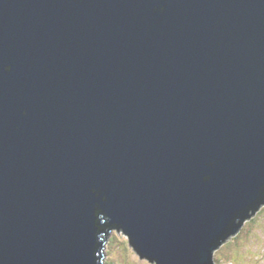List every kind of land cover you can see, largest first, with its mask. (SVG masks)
Returning a JSON list of instances; mask_svg holds the SVG:
<instances>
[{"label":"water","instance_id":"water-1","mask_svg":"<svg viewBox=\"0 0 264 264\" xmlns=\"http://www.w3.org/2000/svg\"><path fill=\"white\" fill-rule=\"evenodd\" d=\"M262 203L264 0H0V264H212Z\"/></svg>","mask_w":264,"mask_h":264},{"label":"rangeland","instance_id":"rangeland-1","mask_svg":"<svg viewBox=\"0 0 264 264\" xmlns=\"http://www.w3.org/2000/svg\"><path fill=\"white\" fill-rule=\"evenodd\" d=\"M258 209L243 221L236 234L220 244L218 252L213 251L217 264H264V203ZM104 252L103 264H156L141 257L129 245L127 234L118 230L110 233ZM213 257L211 263L215 264Z\"/></svg>","mask_w":264,"mask_h":264},{"label":"bare ground","instance_id":"bare-ground-1","mask_svg":"<svg viewBox=\"0 0 264 264\" xmlns=\"http://www.w3.org/2000/svg\"><path fill=\"white\" fill-rule=\"evenodd\" d=\"M258 210H259L258 208L253 209V210H248V214H249V211H252V213H251L250 215H248V217H245V220H246L247 218H251L252 215H253L254 213H257ZM250 216H251V217H250ZM114 230H118V229H116V228L111 229V231H114ZM101 237H102V235H100V238H101ZM100 238H99V241H101ZM212 257H213V253H212Z\"/></svg>","mask_w":264,"mask_h":264},{"label":"trees","instance_id":"trees-1","mask_svg":"<svg viewBox=\"0 0 264 264\" xmlns=\"http://www.w3.org/2000/svg\"><path fill=\"white\" fill-rule=\"evenodd\" d=\"M251 213H252V211H249V214H251ZM111 229H113V228H111ZM216 252H218V251H216ZM216 252H215V254H216ZM215 254H214V256H215ZM213 258H214L213 260H214L215 264H217L215 257H213ZM150 263H152V262H150ZM153 264H155V263H153Z\"/></svg>","mask_w":264,"mask_h":264},{"label":"clouds","instance_id":"clouds-1","mask_svg":"<svg viewBox=\"0 0 264 264\" xmlns=\"http://www.w3.org/2000/svg\"><path fill=\"white\" fill-rule=\"evenodd\" d=\"M118 231H119V230H118ZM120 232H122V231H120ZM108 233H109V236H110V233H112V231H109ZM221 245H222V244H221ZM221 245H220V246H221ZM220 246H219V247H220ZM219 247H218V248H219ZM218 248H217V249H218ZM217 249H216V250H217ZM104 250H105V249H104ZM104 250L102 251L103 256H104V254H106V253L104 252ZM216 250H215V251H216Z\"/></svg>","mask_w":264,"mask_h":264}]
</instances>
